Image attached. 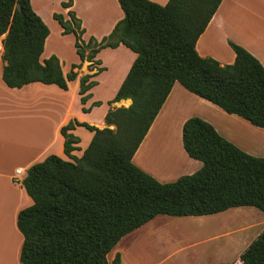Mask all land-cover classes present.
I'll list each match as a JSON object with an SVG mask.
<instances>
[{
    "label": "trees",
    "instance_id": "obj_1",
    "mask_svg": "<svg viewBox=\"0 0 264 264\" xmlns=\"http://www.w3.org/2000/svg\"><path fill=\"white\" fill-rule=\"evenodd\" d=\"M118 2L124 16L101 39L93 35L84 39L82 20L71 9L73 0L62 1L70 8L68 17L53 13L62 34H74L76 52L83 60L100 63L95 59L100 50L121 43L136 52L123 82L107 101L132 103L110 108L104 128L71 119L60 129L70 159L50 154L28 168L22 184L33 203L17 215L24 236L23 264H111L108 254L120 239L161 214L202 216L241 206L264 212V157L242 150L198 115L188 117L182 126L185 151L202 162L198 170L162 182L133 161L175 82L264 128L260 60L232 40L233 63L201 56L196 48L222 0ZM49 33L31 0H0V34L5 35L2 78L9 87L40 81L66 90L78 77V64L65 73L56 54L41 57ZM103 69L80 77L83 104L97 84L92 77ZM101 104L96 100L82 109L88 112ZM79 125L94 132L80 157L72 154L80 142L72 130ZM240 258L244 264H264V228ZM120 262L117 252L112 264Z\"/></svg>",
    "mask_w": 264,
    "mask_h": 264
},
{
    "label": "crops",
    "instance_id": "obj_2",
    "mask_svg": "<svg viewBox=\"0 0 264 264\" xmlns=\"http://www.w3.org/2000/svg\"><path fill=\"white\" fill-rule=\"evenodd\" d=\"M62 1L67 0H60V5L63 14L68 17L67 13L70 8L64 7ZM153 1L165 4L168 0ZM31 4L34 10L43 17L39 8L35 6L34 0H31ZM113 7L115 8L114 13ZM71 9L82 20V26L85 28L83 35L85 40H88L92 35L101 39L104 35L109 34L124 16L118 0H112V4L106 6L105 16H95L97 20L93 21H89L84 16L78 7V0H73ZM94 23L95 27H93ZM0 36L5 37L4 34H0ZM51 36L50 31L42 58L55 54L47 52V44ZM3 38L0 47V264H23L20 261V252L24 236L17 226V215L21 209L33 203V199L22 184L28 168L50 154L70 159L64 152V137L60 129L71 119L85 121L99 128L106 126L105 115L108 110L121 106V103L126 99L111 105L107 101L117 92L137 54L123 43L115 48L107 47L100 50L95 57L100 63L83 60L77 52L74 53L71 60L64 62L62 57L56 54L61 58L65 73L71 70L73 63L79 65L78 68H75L78 77L69 82L68 89L65 90L56 84H46L40 81L25 84L20 88L9 87L2 78ZM229 40L244 46L264 66V0H222L205 31L198 38L196 48L201 56L213 57L222 64L233 63L236 55ZM98 67L104 69L92 77L97 81V84L89 90L91 96L83 104L79 93L80 77L94 74ZM102 77L109 79L106 84L111 88L110 95L103 99L97 95V90L103 84ZM96 100H101L102 104L92 106L91 111H83V106L90 107ZM128 100L131 102V99ZM193 101L206 104L212 113L198 114L193 109ZM96 113H99V116L94 118L93 115ZM192 115H198L212 123L220 134L247 153L264 157L263 127L255 126L237 114L227 113L218 105L188 91L179 82H175L163 107L136 151L133 161L162 182L172 181L181 175L191 174L198 170L202 166V162L190 157L182 144L183 123ZM216 116L220 118L217 119ZM215 121H222V123ZM173 124L174 129L170 131V135L174 139L170 141L167 138L164 141L169 140L166 142L169 150H176L183 159L182 163L185 161V166L181 172L173 176H161L139 159V156L147 154L145 148H148L147 142L155 128L163 130ZM72 132L80 137V142L77 144L79 148L73 150L72 154L80 157L89 145L94 132L81 125L76 126ZM169 142L170 144H168ZM242 207L244 206L235 208ZM3 219L6 225L8 223L11 225L9 234L2 224ZM244 249L241 247L239 250H234L235 252L231 251L232 254L230 250H227L228 255L224 252V256L218 257V261L222 264H244L240 258Z\"/></svg>",
    "mask_w": 264,
    "mask_h": 264
},
{
    "label": "rangeland",
    "instance_id": "obj_3",
    "mask_svg": "<svg viewBox=\"0 0 264 264\" xmlns=\"http://www.w3.org/2000/svg\"><path fill=\"white\" fill-rule=\"evenodd\" d=\"M34 3L52 33L47 44V52L59 54L64 62L71 60L76 53L74 35L72 33L62 35L60 24L53 17V12H62L60 0H34ZM111 4L112 0H78L79 9L89 21L97 20L95 16H105L106 6ZM112 11L115 12L114 7ZM95 25L94 23L93 27ZM101 79L103 84L97 90V95L103 99L110 95L111 88L106 84L109 81L107 77ZM130 104L129 101H123L121 106ZM193 109L198 114L212 113L206 104L199 101H193ZM97 116L99 113L93 115L94 118ZM159 129L155 128L147 142L148 148H145L147 154L139 156V159L157 174L173 176L181 172L185 166V161L182 163L183 159L176 150H169L166 145V142L174 139L170 135L174 124L163 130ZM167 138L169 140L164 141ZM2 221L9 234L11 225L9 223L6 225L4 219ZM263 228L264 212L254 206L230 208L208 216L161 214L123 236L108 254V260L112 264L116 253L119 252L120 264H222L218 257L222 258L224 252L228 255L227 250L235 252L234 250L241 247L246 248Z\"/></svg>",
    "mask_w": 264,
    "mask_h": 264
},
{
    "label": "water",
    "instance_id": "obj_4",
    "mask_svg": "<svg viewBox=\"0 0 264 264\" xmlns=\"http://www.w3.org/2000/svg\"><path fill=\"white\" fill-rule=\"evenodd\" d=\"M17 7L20 8V4H17ZM131 103H132V100H131Z\"/></svg>",
    "mask_w": 264,
    "mask_h": 264
},
{
    "label": "bare ground",
    "instance_id": "obj_5",
    "mask_svg": "<svg viewBox=\"0 0 264 264\" xmlns=\"http://www.w3.org/2000/svg\"><path fill=\"white\" fill-rule=\"evenodd\" d=\"M1 37H2V36H0V47H1ZM2 38H3V37H2Z\"/></svg>",
    "mask_w": 264,
    "mask_h": 264
}]
</instances>
